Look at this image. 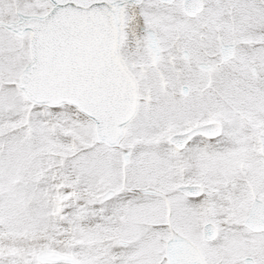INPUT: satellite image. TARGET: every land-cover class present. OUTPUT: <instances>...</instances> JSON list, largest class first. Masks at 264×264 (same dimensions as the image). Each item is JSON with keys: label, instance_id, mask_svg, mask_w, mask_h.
Wrapping results in <instances>:
<instances>
[{"label": "snow or ice", "instance_id": "snow-or-ice-1", "mask_svg": "<svg viewBox=\"0 0 264 264\" xmlns=\"http://www.w3.org/2000/svg\"><path fill=\"white\" fill-rule=\"evenodd\" d=\"M0 264H264V0H0Z\"/></svg>", "mask_w": 264, "mask_h": 264}]
</instances>
